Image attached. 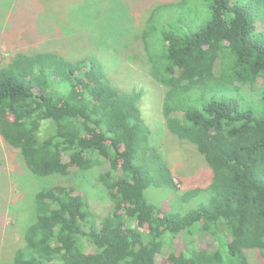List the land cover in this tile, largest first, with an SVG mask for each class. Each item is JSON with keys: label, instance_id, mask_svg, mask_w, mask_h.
Listing matches in <instances>:
<instances>
[{"label": "trees", "instance_id": "obj_1", "mask_svg": "<svg viewBox=\"0 0 264 264\" xmlns=\"http://www.w3.org/2000/svg\"><path fill=\"white\" fill-rule=\"evenodd\" d=\"M188 2L161 0L142 31L134 21L147 75L164 92L168 131L194 146L211 172L207 185L186 191L173 178L161 133L143 117L145 87H116L100 58L68 61L56 51L64 45L28 51L50 34L59 38L50 31L16 26L6 36L0 27V42L20 46L0 68V142L34 178L58 176L30 201L9 264H160L167 247L165 264H252L253 255L264 256V0H201L197 10ZM18 7L3 10L13 17ZM194 13L204 20L197 30L189 28ZM121 44L122 65L133 63L125 58L131 42ZM255 85L257 107L231 96ZM90 174L97 179L89 187L112 203L106 216L92 213L84 188L71 183ZM155 191L165 193V205L149 202ZM9 194L0 205V256L2 218L18 211L26 192L16 208ZM204 235L208 246L200 244Z\"/></svg>", "mask_w": 264, "mask_h": 264}, {"label": "rangeland", "instance_id": "obj_2", "mask_svg": "<svg viewBox=\"0 0 264 264\" xmlns=\"http://www.w3.org/2000/svg\"><path fill=\"white\" fill-rule=\"evenodd\" d=\"M17 2L18 9L13 17L7 14L4 7H10L12 2ZM146 0H0V27H7L3 33L6 36L14 31L16 26H20L23 30L29 31L33 28H38L40 32L50 31L56 37L48 38L29 46V52L43 51L45 46H63L58 54L62 55L68 61H76L88 56H97L103 62L104 71L107 76L112 79V83L120 88H129V84L135 89L140 90L145 87L149 94H146L141 102L142 113L144 119L149 123L152 129L161 133L160 145L163 150L166 160L172 170L173 178L179 189L186 191L191 188L207 185L211 181V172L203 156H201L194 146L184 144L177 137L171 134L164 122L162 114V103L164 92L160 87H156L152 80L147 75L148 55L145 42L134 39L137 35L138 25L134 23L135 19L140 23L139 31L145 27V21L148 13L154 5L161 3L157 0L156 3H147ZM131 5H130V4ZM146 4V8L136 16L134 11ZM188 4L192 9L202 8L201 0H189ZM126 6V7H125ZM5 9V8H4ZM149 10V12H148ZM195 10V11H196ZM196 14V13H194ZM192 15V19L196 21L192 23L190 20L189 28L198 29L199 25L204 22L198 15ZM44 27V28H43ZM39 37V36H38ZM28 38H36L34 35ZM129 45L125 51V58H130L133 63H124L116 52V47L123 41ZM18 40L20 43L27 41ZM15 41L0 42V68L8 63L13 54L18 52ZM126 46V45H125ZM123 46V47H125ZM65 49V50H64ZM105 50L109 51L106 52ZM130 50V51H129ZM129 51V52H128ZM124 57V56H123ZM135 58V62L133 60ZM123 58V59H125ZM126 60V59H125ZM144 64V65H143ZM117 70V74L113 71ZM120 70V71H118ZM140 74V75H139ZM127 84V86H125ZM131 89V87H130ZM231 96L240 98L243 106L257 107L260 103V88L259 85L252 87L245 86L237 93ZM248 104V105H247ZM0 163H2L3 175L5 183L2 184V193H0V205L4 199L5 193H10L8 200H13L16 203L14 208L19 207L20 196L26 192L24 201L16 212L12 208L5 211L4 219L2 218V237L4 244L2 245V253L0 256V264H9V258L12 254L13 247L18 245L22 239V229L27 224L30 213L31 200L34 199L35 193L43 188L49 187L47 184L52 183V179L58 176L49 178H34L32 174L25 168L21 155L10 152L7 146L0 142ZM108 168L103 171H108ZM97 168L94 173L98 175ZM95 175L90 174V177L83 178L84 181L76 178L71 181L73 186L84 188V193L87 195V201L90 205V211L95 215L106 216L111 208L112 203L105 198V193L98 189L89 187L88 180L94 181L97 179ZM64 179V178H63ZM38 180V181H37ZM51 180V181H49ZM5 185V186H4ZM164 192L155 191L148 193L149 202L157 204L159 207L165 205ZM104 198V199H103ZM23 209L25 213L23 212ZM22 211V213H20ZM27 215V217H26ZM2 224V223H1ZM200 244L208 246L209 240L207 235L200 236ZM92 251V250H90ZM167 247L160 254L158 262L165 264V259L170 253ZM252 264H264V256L259 254L253 255Z\"/></svg>", "mask_w": 264, "mask_h": 264}]
</instances>
